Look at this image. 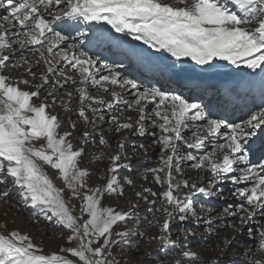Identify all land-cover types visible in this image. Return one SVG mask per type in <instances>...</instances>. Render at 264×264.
Wrapping results in <instances>:
<instances>
[{
    "label": "snow or ice",
    "instance_id": "1",
    "mask_svg": "<svg viewBox=\"0 0 264 264\" xmlns=\"http://www.w3.org/2000/svg\"><path fill=\"white\" fill-rule=\"evenodd\" d=\"M0 9L6 12L0 17V185H11L19 202L32 208L34 216L69 230L67 243L76 242L75 247H61L60 253L68 255L44 254L28 234L12 230L7 235L0 234V264H118L114 258L109 259L111 249L121 241L127 242L129 234L114 233L113 227L118 222H126L132 213L101 205L105 194L123 195L117 176L112 175L103 188L88 189L82 194L89 176L87 169L79 167L84 149L74 150L69 139L72 133L61 134V121L50 111L57 103L58 93L69 81L78 85L77 111L86 124L102 120L104 107L111 111L119 104H126L129 109L135 105L136 130L144 135V122L149 119L145 105L155 102L152 111L157 119L151 123L161 132L155 143L161 145L162 152L169 153L161 157L163 167L150 170L157 184L162 187L166 184V190L159 194L165 213L159 236L162 244L174 243L169 236L173 219L184 222L189 214L196 216L192 195L211 197L219 183L231 182L237 186L232 194L241 203L231 214H243L239 215L242 226L257 213L264 217V160L251 163L249 151L258 130L264 131V105L240 123L214 119L206 112L207 105L189 102L183 95L156 87L141 90L136 79L123 76L83 50L106 44L120 45L121 38L114 36V32L140 41L156 53H167L178 63L188 58L204 71L226 65L244 67L252 73L259 70L264 81V0H0ZM72 33L76 34L75 38ZM14 46L33 51L39 56L36 64L47 65L39 76V83L35 82L37 74L31 67L26 68L31 79H16L5 73L10 66V55L6 53H14ZM20 56L21 61L11 67L28 64L23 51ZM69 71L78 73L79 79L69 75ZM50 84L51 90L42 97ZM89 86L110 94L111 100L91 95ZM115 87L128 91L134 99L125 101ZM66 94L72 96L71 92ZM34 100L40 102L37 104ZM86 109L94 119H89ZM110 119L117 132L134 128L133 123L121 122L115 115ZM194 122L203 123L193 127ZM185 129H191L188 138L182 135ZM88 135L87 131L83 133L84 142ZM214 136H223L225 142L213 145L209 151L205 149V141ZM99 143L104 145L107 141L101 136ZM181 146L205 150L197 156L182 153ZM110 159L112 167L108 171L116 173L121 167L118 163L121 156L117 154ZM184 160L193 161L191 167L196 170L210 172L208 184L213 187H198L196 183L189 184L187 179L174 183L173 172L181 173ZM45 166L59 173L72 197L82 200L80 211L88 217L82 223L63 198L64 189L55 186ZM160 173H164L163 179ZM126 183L132 181L126 180ZM181 188L188 189L183 198L174 194ZM144 191L157 195L151 189ZM9 195L8 187L0 192V197ZM137 195L147 199L140 193ZM174 212L180 215L174 217ZM258 225L255 231L251 227L248 231V236L257 241L253 256L256 252L264 255V222ZM114 235L120 239H114ZM182 254L192 260L199 259L197 253L184 251ZM245 264H264V259H252Z\"/></svg>",
    "mask_w": 264,
    "mask_h": 264
},
{
    "label": "rangeland",
    "instance_id": "2",
    "mask_svg": "<svg viewBox=\"0 0 264 264\" xmlns=\"http://www.w3.org/2000/svg\"><path fill=\"white\" fill-rule=\"evenodd\" d=\"M14 47L19 51H17L16 56L12 55L9 61L10 66L4 70L5 73L9 74V71L14 68L11 67V65L16 64L18 60L21 61V51H23V56L27 57L28 62H31L30 60H39L38 55L27 53L32 51L28 49H18V46ZM37 47H39V45H37L36 48ZM83 50L88 51L90 56H92L91 52L95 51L93 48H84ZM111 52L112 51H110V53ZM105 54L106 53H104V55ZM93 58H99L105 61L113 67L114 70L122 68L120 66L122 65L121 63L115 64L114 66L107 60L111 57L105 59L104 56L97 55L93 56ZM126 63H129V61ZM44 67H47V65L41 62L39 65L36 64L33 69L31 68L32 71L37 74L36 83H39V76ZM27 76L28 75H25L26 79H31L30 76ZM137 82L141 86L145 85L138 80ZM77 87L78 85L76 84L64 86L56 97V105L59 101V105H61V101L64 102V100H66L68 96L66 93H68V91L73 92L72 94L74 97L62 103V105L64 104L62 110L60 109L61 106L56 108L55 105L51 112L57 114L61 124H63L61 126L65 128L66 131L72 133L69 138H71L70 141L74 146V150L80 148L84 149V155L79 160V167L87 169L89 176L86 178L88 188L83 189L82 194L88 191V189L97 187L103 188L107 180L112 175H116L120 186L123 187V195L105 194L101 199V205L103 207L110 206L116 211L132 213L126 222H118L114 225V233L127 232L129 236L127 242L121 241L112 247V257H109V259L114 258L118 264H245L246 261L252 259H264V255H261L259 252H256L255 256H253V249L257 241L248 236L249 227L255 231L259 226L258 222H264V217H261L258 213L251 223L248 222L242 226L239 215L243 214L239 213L236 216L231 214L233 211H237L236 206L241 203V199L232 194L234 189L226 187V182L215 185L213 188L215 195L211 197L193 194L192 202L196 210V216L189 214L188 219L184 222L173 219L170 224L171 230L169 236L174 243L162 244L159 236L161 235V226L165 218V213L163 211L164 204L159 194L166 190V184L163 187L157 184L154 175L150 171L163 167L161 157L162 155L166 156L169 154L167 152H162L161 145L155 143L160 136L155 139L150 138L149 136L152 131L149 127L145 133L146 137H141V134L136 130L137 126H134L133 130H121L119 132L113 130V133L110 134L111 128L109 126L112 122H110L111 119L106 112H103L102 121L104 120V123L98 124L94 122L86 124L84 120L79 117L77 111L80 106L79 94L76 92ZM88 92L91 95H98L97 97H99L101 91L91 87ZM43 93L46 94V92ZM35 101L37 102L39 100ZM196 102L198 103V101ZM199 103L205 105L206 102L203 103L199 101ZM123 110L125 112L122 115L119 114V119L121 122H126L129 111L127 107H124ZM90 116H92V114H90ZM241 116L242 115L238 117ZM215 118L218 119L217 117ZM92 119H94V117L90 120ZM95 121L100 122L101 119H95ZM71 124H75L76 127L73 129L70 126ZM147 125H150V123H147ZM85 131L89 134L87 142L83 141V133ZM124 135H126V139L129 137L128 139H130L132 144L134 141H138L134 143V145L138 143H140V145L124 148L126 142L121 144L120 140ZM101 136L107 141L104 145L99 143ZM190 136L191 132L186 133V138ZM126 139L124 138V140ZM142 144L150 148V152L147 153L144 158L142 156L146 149L141 147ZM121 145H123V147H121ZM206 148L210 151L212 146ZM192 153L197 156L200 154L196 152ZM117 154L121 156L118 162L121 167L116 173H111L108 171L112 167L110 158ZM99 157L103 158L100 159ZM185 161L188 160H184L180 165L181 173L173 172L174 183L179 180L187 179L189 184L196 183L198 187H213L208 184V180L211 178L209 179V177H207V179L204 177L205 175L202 171L191 167L193 161H188L186 164H183ZM252 163L256 164V162ZM124 165H128V167H124ZM127 168H131V171L127 170ZM44 170L57 188L64 189L63 198L68 207L72 210L73 215L76 216L81 223L86 220L88 218L87 215H82L80 211L82 200L72 197L71 193L65 187L64 182L59 178V173L56 170L48 166H45ZM160 175L163 179L164 173H160ZM126 180H136L138 186L143 183L139 193L142 196H146L147 199H142L138 195L132 197V194H130L131 191L129 190L130 187L128 183H126ZM228 185H230V183H228ZM135 186L137 185L135 184ZM5 187L10 189V195L8 198L0 197V234L7 235L12 230H17L21 234H28L34 243L42 247L44 254H51L53 252L60 253L61 247L76 246L75 241H73L72 244L67 243V237L70 235L69 230L42 217L34 216V210L32 208L26 207L19 202L17 193L12 190L11 185H0V192H2ZM144 189H151L153 192L157 193V195L152 196L148 192H145ZM187 192L188 189L181 188L174 194L183 198ZM168 208L172 211L171 206H168ZM225 209H228L227 213ZM173 215L174 217H178L180 214L174 212ZM197 217H199V219H197ZM209 221L211 222L210 224L208 223ZM235 228H240V231H236ZM138 233L140 235H137ZM113 238L117 240L120 239L115 235ZM129 245L132 246L129 247ZM184 251L197 253L199 259L192 260L186 258L182 254ZM60 254L68 255L67 253ZM211 255L216 258L214 262L209 260ZM68 258L75 259L71 256H68Z\"/></svg>",
    "mask_w": 264,
    "mask_h": 264
},
{
    "label": "bare ground",
    "instance_id": "3",
    "mask_svg": "<svg viewBox=\"0 0 264 264\" xmlns=\"http://www.w3.org/2000/svg\"><path fill=\"white\" fill-rule=\"evenodd\" d=\"M57 30H59V29H57ZM113 35L121 38L120 45L117 46V45H113V44H106V46L111 47V49L114 50L112 57H126V56L129 55V60L127 59V61H129V63L122 64L123 65V66H121L122 68L116 69V71H119L123 76H127L128 78H134V76L130 75V72H129L130 68H133L135 65H137V66L142 65L144 67H150L152 69H160L162 71V73H164V74L172 72V75H174L177 79H181V80L194 79V80H196L198 82H201V83H207L209 86L219 85V84L223 83L224 81L232 82L235 85L234 87H236L232 91V92H234L233 93V97H235L240 91L239 88H237V87L243 86V85L246 86V84L248 82L254 83V80H255L254 76L251 75L252 72L250 70H248L247 68H244V67H241V68L237 69L234 66L226 65L223 68H218V69H214V70H211V71H204L199 66H196L188 58H185V61L183 63H178V62H176L174 60V58H171L167 53H156L155 50L150 49L147 45H143L142 42H140V41L132 40L131 37H123L122 34H116L114 32H113ZM75 36H76V34L74 36H72V37L75 38ZM29 47H31V46H29ZM37 48H39V47H37ZM122 49H124V50H122ZM93 50H95V49H93ZM17 51H19V50L15 49L14 53H10L11 54L10 59L12 58V55H14V56L17 55ZM6 54H9V53H6ZM165 57H167V59H165ZM30 61L31 62H28L27 66L25 65L24 67H19V68L14 67V68H12V70L9 71V74L8 73H6V74H8L11 77L16 78V79H25V75H27L26 74V68L27 67H31L33 69L35 67V65H36V61H34V60H30ZM18 62H20V60H18ZM218 63H224V62H218ZM173 65H175V67H173ZM45 70H46V67L43 68L42 72H44ZM68 74L74 76L77 80L79 79V74L78 73H73L72 71H69ZM104 74H106V72ZM71 84L72 83L69 81L65 86L71 85ZM73 85H75V84H73ZM146 86L147 85H142L141 90L143 89V87H146ZM22 87H24V86H22ZM110 87H114V86H110ZM33 89H27V90H33ZM90 89H91V86L88 87V90H90ZM50 90H51V84L47 87V89L45 91L46 94L43 93V94H41V96L43 97L44 95H47V91H50ZM115 90L117 92H121L122 93L123 99L125 101H132L134 99L133 95L130 94L128 91H122L118 87H115ZM100 91L101 92H100V96L99 97H103L105 100H111L110 94L105 93L103 90H100ZM68 92H70V91H68ZM182 92L183 91H181V93ZM71 93H73V92H71ZM185 95H189V93H187ZM213 95H214L213 98H211L210 100L213 101V100L216 99L215 104H218V102H219L218 100L220 99V97L218 96V94H216V96H215V94H213ZM96 96H98V95H96ZM72 97H74L73 94H72V96H67V98H66V100H64V102L70 100ZM130 98H132V99H130ZM233 101H231V100L225 101V103H223L221 105L219 110H217L216 107H212L211 109H207L206 108V112L211 116V118H214V119H216L215 118L216 117V112L218 114H220L222 117H225V112H227V113L229 112V107L234 103ZM34 102L38 104L40 101L36 102L34 100ZM64 102L61 101V105H59L60 104V101H59V103L56 105V108L61 106L60 109L62 110V107L64 105V104L62 105V103H64ZM49 103H50V101H49ZM194 103H197V102L195 101ZM154 104H155V102L147 103L145 105V107H146V116L149 119H147L144 122V126H145V129H146V132L149 129V127H150V130L152 131L151 135L149 136L152 139H155V138H157V137H159L161 135V132H160L159 128H154L152 126V123H151V121L153 119H157L153 115V111H152L153 108H154ZM240 105H241V102L235 103L234 106H233V109H236V107H238ZM124 107H127L126 104H119L116 107H114L111 111L108 110L106 107H104L102 109V112L108 113L109 117H111L112 115H115L118 118H120V115L124 114V112H125L123 110ZM135 107H136L135 105H133L132 109H129L127 107L128 111H129V112L127 111L128 112V118L131 117V120L129 121L127 119L126 122H131L136 127L137 126L136 125V121L138 119V114L135 111ZM50 111H52V108L50 109ZM86 111H87V109H86ZM90 114H92V112L91 111H87V115H88L89 119L93 118V114H92V116H90ZM99 114L100 113H97V115H99ZM72 115H74V114H72ZM228 119H231V118H228ZM234 119H236V118H234ZM95 122L98 123V124H102V123H104V120L103 121L101 120L100 122H98V121H95ZM234 122L237 123L238 121H234ZM147 123H150V125H147ZM200 123H203V122H194L193 123V127H195L197 124H200ZM61 125H63V124H61ZM109 127L111 128V133L110 134H112L113 130H115L116 125L114 123H112V124H110ZM65 131H66L65 128H63L61 126V128L59 129V132L62 134ZM222 131H224V130H222ZM189 132H191V129H185L182 132V135L186 138V133H189ZM153 133H155V135H153ZM188 135H190V134H188ZM141 137H146V134L141 135ZM124 138L126 139V135L122 136L121 139H120L121 140V144L123 142H126V145L124 146V148H126V147H134V146L140 145V143L134 145V143H137L138 141H134L133 144H132L130 139H128L129 137H127V139H126L127 141L124 140ZM263 138H264V131L258 130V134L254 138L252 143L253 142H258V140H262L261 143H264ZM69 139H71V138H69ZM108 140H109V138H108ZM224 142H225V140H224L223 136H214V137L210 138V140L205 141V149H207L206 147H208V146L211 147L213 145L224 143ZM142 148L146 149L144 154H143V156H142L144 158L145 155L150 152V148H149V146H146V145H143ZM205 149H195V148L186 149L183 146H181L180 151L182 153L183 152H191V153L192 152H196V153H200L199 155H201V154H203ZM249 150H250V147H249ZM187 162L188 161H185L183 164H186ZM127 170L131 171V168H127ZM202 173H204V175H205L204 177H206V178L209 177V179L211 178V173L210 172L202 171ZM135 184L137 186H135ZM142 185H143V183L138 186V183L136 182V180L135 181L132 180V183L128 184V186L130 187L129 190L131 191L130 194H132V197L136 196L137 193H139ZM241 185H243V184H241ZM194 196H196V195H194ZM251 221H250V223H251ZM209 260L214 262L216 260V258H214L211 255Z\"/></svg>",
    "mask_w": 264,
    "mask_h": 264
}]
</instances>
